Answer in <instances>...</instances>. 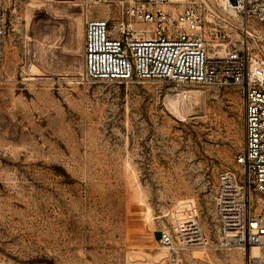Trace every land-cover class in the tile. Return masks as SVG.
<instances>
[{
  "label": "rangeland",
  "instance_id": "1",
  "mask_svg": "<svg viewBox=\"0 0 264 264\" xmlns=\"http://www.w3.org/2000/svg\"><path fill=\"white\" fill-rule=\"evenodd\" d=\"M207 1V28L234 43L240 24ZM0 7V264H248L219 247L214 208L220 173H242L241 89L87 82L81 0ZM249 203L264 214L262 193Z\"/></svg>",
  "mask_w": 264,
  "mask_h": 264
},
{
  "label": "built area",
  "instance_id": "2",
  "mask_svg": "<svg viewBox=\"0 0 264 264\" xmlns=\"http://www.w3.org/2000/svg\"><path fill=\"white\" fill-rule=\"evenodd\" d=\"M84 13V79L90 83L165 80L203 87L236 86L243 94L245 141L232 170L218 177L214 197L218 245L249 251L248 264H264L251 249L263 245L264 214H253L249 192L264 195V51L250 40L264 29V0H218L232 32L207 28V0H81ZM233 19V20H231ZM7 16L0 7V62ZM233 34V33H232ZM216 46L221 49L216 50Z\"/></svg>",
  "mask_w": 264,
  "mask_h": 264
},
{
  "label": "bare ground",
  "instance_id": "3",
  "mask_svg": "<svg viewBox=\"0 0 264 264\" xmlns=\"http://www.w3.org/2000/svg\"><path fill=\"white\" fill-rule=\"evenodd\" d=\"M251 253L254 255H262V245L252 247Z\"/></svg>",
  "mask_w": 264,
  "mask_h": 264
}]
</instances>
